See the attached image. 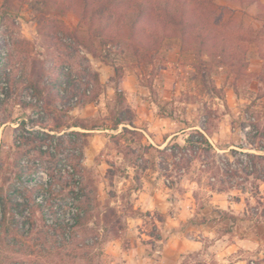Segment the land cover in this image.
<instances>
[{"label": "rangeland", "instance_id": "374dc122", "mask_svg": "<svg viewBox=\"0 0 264 264\" xmlns=\"http://www.w3.org/2000/svg\"><path fill=\"white\" fill-rule=\"evenodd\" d=\"M208 1L201 13L245 51L237 49L225 59L198 57L177 36L157 52L104 50L98 45L100 56L95 57L83 45H92L91 36L85 28L77 34L79 19L73 13L48 11L34 0H0V34L9 38L7 64L13 72L11 89L0 83L5 98L0 102V264H148V251L156 249L159 222L165 216L135 207L145 185L144 171L155 165L166 184L178 171L195 170L203 192H233L245 200L251 216L264 214V0L260 5ZM63 29L72 35L64 36ZM52 65L65 66L66 72L91 84L96 94L95 100L61 119L64 132L76 120L95 128L68 130L90 136L83 186L71 184L65 199L58 197L59 184L53 189L37 186L48 177L33 147L45 138L44 127H54L63 116L55 112L59 103L50 104L55 119L43 123V102L30 86L34 82L43 89L46 104L52 79L45 71ZM117 66L124 70L123 104L116 93ZM135 85L140 89L135 91ZM136 94L154 103L155 119L138 121ZM132 116L134 126L191 130L184 145L170 142L157 148L132 125L126 131L124 125L117 127L121 119ZM215 132L217 147L208 136ZM9 199L13 206L7 204ZM78 212L84 220L76 225ZM55 220L69 225L62 227ZM142 224L153 239L139 240L137 226Z\"/></svg>", "mask_w": 264, "mask_h": 264}, {"label": "trees", "instance_id": "16d2710c", "mask_svg": "<svg viewBox=\"0 0 264 264\" xmlns=\"http://www.w3.org/2000/svg\"><path fill=\"white\" fill-rule=\"evenodd\" d=\"M39 3L43 9L55 10L58 14L66 15L73 13L79 19L77 34L84 28L88 30L91 36V46L83 44L84 47L95 57H99V52L95 46H101V49H115L124 51L126 49L133 51L149 50L157 52L165 44L167 39L180 36L182 44L190 51H194L198 57H220L225 59L227 54L236 53L237 49H242V45L237 40L232 39L202 13V5L209 3L208 0H34ZM232 2L244 4H259V0H231ZM262 8L264 6H261ZM51 30V28H50ZM52 36L56 34L55 27H52ZM62 32L67 35L71 32L65 29ZM74 34V33H73ZM51 35H48L50 37ZM75 39L78 35L74 36ZM53 44L54 38H52ZM62 45H66L61 42ZM244 49V48H243ZM245 51V49H244ZM9 64L0 67V82L4 78L8 81V90L12 88L13 72L7 71ZM52 80L48 85L49 94L46 97V104L43 89L37 87L32 82L31 87L36 91V96L40 102H43L41 109L46 112L43 123L55 119V113L50 109L56 103H59L60 109L55 110L56 113L63 114L57 120L54 127H44L45 138L34 145L37 151V159L42 164L48 181L44 184L37 185L41 188L53 189L54 184L61 185L58 197L65 199V193L71 184L82 185V173L85 171L84 158L85 149L88 145L87 138L90 136L87 132L95 128H90L81 120H76L68 128L66 132L61 119L69 117L71 111L77 107H84L91 101L96 99L93 94V88L90 89L88 82H82L80 78L71 72H66L65 66L52 65L47 71ZM52 74V75H51ZM116 93L119 100L123 104L125 102V90L123 88L124 70L122 67H116ZM98 80V77H95ZM93 84V83H92ZM83 85L86 88L83 90ZM5 91V97H9V91ZM95 93V92H94ZM4 97H0V102L4 101ZM57 109V108H55ZM125 112L132 113L130 108H125ZM134 115V114H133ZM134 117L130 119H121L118 126L124 125L126 131L127 125L134 126ZM23 126V124L21 125ZM44 126H49L45 124ZM24 127V126H23ZM70 128H75L68 132ZM118 129V128H116ZM26 140L25 136H20ZM26 142V141H25ZM54 148V152L51 150ZM71 149L73 153L68 152ZM65 166V168H64ZM69 166V169H66ZM33 170V168H31ZM71 169V170H70ZM65 172H68L65 174ZM19 178H23L24 168L22 165L18 167ZM79 175L80 180H75ZM72 179V180H70ZM83 186V185H82ZM7 204L14 205L11 199ZM17 205H15L16 207ZM37 204V207H40ZM84 220V216L78 212L75 216L76 225ZM57 224L64 227L69 225L65 220H55ZM66 223V224H65Z\"/></svg>", "mask_w": 264, "mask_h": 264}, {"label": "crops", "instance_id": "0c3cea01", "mask_svg": "<svg viewBox=\"0 0 264 264\" xmlns=\"http://www.w3.org/2000/svg\"><path fill=\"white\" fill-rule=\"evenodd\" d=\"M136 89L140 88L135 85ZM136 99L138 121L155 119L154 103L138 94ZM133 129L146 134L157 148L170 142L184 145L191 130L182 126L152 125L133 126ZM208 136L217 147L218 133ZM220 144L226 143L221 141ZM144 172L145 185L138 191L135 209L165 216L164 221L159 222L160 239L156 240V249L148 251V264H264V214L251 216L245 200L234 196L233 192L216 189L203 192L200 174L195 170L176 172L168 178L169 184L156 165ZM137 230L139 240L153 239L143 224L137 226Z\"/></svg>", "mask_w": 264, "mask_h": 264}, {"label": "built area", "instance_id": "2783aa9c", "mask_svg": "<svg viewBox=\"0 0 264 264\" xmlns=\"http://www.w3.org/2000/svg\"><path fill=\"white\" fill-rule=\"evenodd\" d=\"M9 38L8 36L4 35V33L0 34V67H3L7 64V58L9 55ZM7 71H11V69L8 67ZM1 85L4 87H8V81L6 78H4L3 80H1ZM4 94L0 93V97H3Z\"/></svg>", "mask_w": 264, "mask_h": 264}]
</instances>
